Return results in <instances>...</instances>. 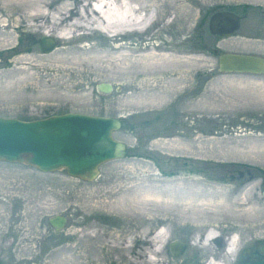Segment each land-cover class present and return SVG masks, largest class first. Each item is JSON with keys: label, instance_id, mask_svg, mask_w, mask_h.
I'll return each instance as SVG.
<instances>
[{"label": "rangeland", "instance_id": "1", "mask_svg": "<svg viewBox=\"0 0 264 264\" xmlns=\"http://www.w3.org/2000/svg\"><path fill=\"white\" fill-rule=\"evenodd\" d=\"M150 1L147 13L153 14L157 9L159 21L149 29L147 37L152 36L149 35L150 32L155 33L161 25L166 24L158 33L159 39L153 42L164 40V46L172 51V43L178 41L179 53L185 61L180 84L171 88L175 91L167 100L169 106H165L167 102H159L156 108L149 105L129 107V94L123 92L119 80L111 77L112 69L102 70L94 65L77 64L73 66L72 74L65 71L59 77L65 82H82L86 85L83 89H20V85L12 83L1 72L7 63L12 68L20 65L31 73L36 71L30 63L16 62L29 56V53L21 51L30 33L27 29L14 32L12 43L0 45L2 117L33 120L68 111L113 116L121 120V125L118 130H114L113 136L124 141L127 148L126 155L121 159L104 162L99 167V176L90 182L71 177L64 170L45 173L32 165L0 161V170L4 172L24 170L25 214L30 216V222L25 223L28 227L24 232V247L16 253L15 264H148V259L154 264L159 260H164L163 264H206L208 259L222 256L227 260L226 264H232L249 245L253 244L259 249L264 242V198L260 193L264 186V108H251V104L243 101L250 99L245 97V93H241L245 85L225 82L224 79L228 76L217 72L218 57L212 49L227 52L231 48L245 49L246 45L243 41H236L238 37H216L207 30V19L218 9L223 10L239 1H251L252 7L257 3L264 6V0ZM82 2L84 4L90 0ZM2 5L3 1L0 0V6ZM164 18L165 21L162 22ZM74 19L71 17V20ZM0 20L2 24L7 22L6 10L0 9ZM85 31L87 33L84 32L86 34L82 39H72L65 46L73 50L89 45L111 50V46L120 41L132 44L143 42L142 36L137 32L114 42L109 37L110 32L103 34L100 29ZM78 33L81 34L82 31L77 29L74 35ZM49 36L55 45L45 53H51L58 46L65 47L60 45L56 36ZM38 70L45 72L40 68ZM51 74L57 77L60 73L52 71ZM172 78L170 76L166 80ZM98 82H109L112 89L103 93L95 88ZM190 86H195V94L190 97L184 95L183 98L180 97V101H175L178 96L176 94ZM166 87L161 85L158 90ZM142 96L144 99L149 97ZM172 104L178 112L183 109L189 112L188 109L193 105L198 108L196 112L200 117L196 124L201 129V134L198 135L200 141L193 146H179L181 141L172 142L174 140L165 146L163 141L168 134L180 135L190 129L189 121L182 116L168 113L174 119L167 120L166 116L156 119L158 115H165L164 110ZM215 112L229 115L219 118L214 116ZM242 113L249 115L248 123H240L236 119L232 121L234 116ZM260 114L263 116H259ZM179 122L181 123L178 124ZM208 135L213 137L211 141L205 140ZM176 150L202 152L200 158L193 159L196 161L193 166L202 170L191 174L182 169L171 175L159 173L156 165L162 168L178 165L180 159L172 158L174 154L168 153ZM135 154L140 158H135ZM236 170L243 173L249 170L252 175L245 173L239 183L240 179L231 178L237 174ZM167 177L181 178L178 184L175 183L176 187L180 183L186 191L194 189L195 196H175L169 202L165 201V197L154 200L149 198V188L154 185L163 187ZM220 191L227 194V202L238 209L240 216L229 215L224 206L220 205L221 197L217 195ZM120 197L125 203L124 211L117 210L114 206V202ZM55 213L67 216L63 229L57 232H53V228L47 223L48 218ZM33 217L36 224H40V231H36L32 237ZM210 226L218 232V237L213 241L209 240V243L204 241L203 235ZM157 228L167 229L169 234L161 251H157L153 243V237L159 230ZM231 233L237 235L240 243L234 255L228 258L223 250ZM177 238L187 243L184 255L181 253L174 256L168 248L170 241Z\"/></svg>", "mask_w": 264, "mask_h": 264}, {"label": "bare ground", "instance_id": "2", "mask_svg": "<svg viewBox=\"0 0 264 264\" xmlns=\"http://www.w3.org/2000/svg\"><path fill=\"white\" fill-rule=\"evenodd\" d=\"M2 1L3 5L0 6V9L6 10L8 20L3 24L1 22L2 20H0V45L4 46L12 43L14 32L19 33L22 29H27L30 33L29 38L25 40L27 43L22 46L21 51L22 53H29V56L22 57L16 62H20V64H22V62L30 63L36 71L31 73V71L29 72V70L26 68L24 69V67L20 65H16L12 68L9 67L7 63L1 72L4 77L10 78L12 83L20 85V89L23 87L29 89L48 88L53 91L59 89L72 90L78 89V87L83 89L86 85L82 84V82H65L59 77L65 71H67L68 74H72L74 72L73 66L77 64L84 66L94 65L96 68H102V70L112 69L113 74H111V77L116 81L119 80L123 92L129 94V107L149 105L156 108L159 102H162L161 104L167 102L171 96L170 94L175 91V89L171 88L181 82V71L185 65L183 64L185 61L183 60L182 54L179 53L180 48L178 41L172 43V51L164 46V40L161 42H153V40L159 39L158 33L164 29L166 24L161 25L157 32H150L149 35L152 36L147 37L146 35L147 32L150 31L149 29L159 21L157 9L154 10L153 14L147 13L149 11L148 7L150 6L148 1L150 0H94L93 3L87 2L84 4L82 2L83 0H79V2L76 1L75 3L72 2L73 4L70 3V1L68 2V0L63 2L62 0ZM79 3L82 4L79 6ZM142 13L143 15H148L147 17L149 19L145 26H143L144 28L137 27L138 23H135L140 19ZM71 17L75 19L71 20ZM164 21L165 18L162 22ZM11 28L12 30H10ZM77 29H80L82 33L74 35ZM89 29L90 32L91 30L100 29L103 34L105 32H110L109 37L114 40V42L123 39V36L137 32L139 33L138 35L142 36L143 42L140 41L137 44H132L131 42L122 43L120 41L117 42L116 45L111 46V50L107 49V47L102 49L93 48L90 45L83 49L76 48L73 50L65 46V44H67L68 41L71 42L72 39H82L87 33L85 30ZM44 35L56 36L60 41V45L65 47L58 46L57 48L55 47L51 53H45V51L39 49V41L37 40ZM49 39L53 40L51 37ZM41 51L45 54L40 53ZM37 68L43 69L45 72L41 73ZM50 71L54 73L57 71L60 74L54 77ZM170 76L173 78L166 80ZM161 85L167 87L163 90H158ZM142 95H147L149 97L144 99ZM257 96L264 99V92L259 93ZM168 103L169 101L165 106ZM203 134L207 135L204 132ZM207 137H205L207 141H211L213 138L212 136L209 138ZM197 139H199V137ZM173 140L181 141L178 138ZM213 141L215 140L213 139ZM163 142L165 146L170 143L167 139ZM180 180L181 178L179 179V177H174L172 179H168L167 177L163 187L158 188L156 185L150 187L147 196L152 198V200L165 197L167 198L165 200L167 202L175 196L182 198H185V196L186 198L194 197L196 193L194 189H188V191H186L185 187L180 183L176 187L175 183L178 184ZM217 195L221 197L220 205L224 206V209L229 215H234L235 217L239 215V212H237L238 209L236 210L232 206L233 204L231 205L227 202V194L225 192L220 191ZM137 196L139 197L140 194ZM114 206L117 210L124 211L125 203L123 198L120 197L116 199ZM168 235L167 229L165 230L164 228L156 232L153 237V243L155 246L158 245L155 248L157 251L163 250L162 248L167 243ZM238 243H240L238 238L233 236V239H231L230 242L228 241L225 245L223 250L224 255L228 256V258H230L232 254L234 255L239 248ZM226 261L227 260L222 256L218 259L210 258L207 260L206 264H226ZM67 262L69 263V261ZM164 262V260H159L155 264H163ZM148 264L154 263L148 259Z\"/></svg>", "mask_w": 264, "mask_h": 264}, {"label": "water", "instance_id": "3", "mask_svg": "<svg viewBox=\"0 0 264 264\" xmlns=\"http://www.w3.org/2000/svg\"><path fill=\"white\" fill-rule=\"evenodd\" d=\"M207 22L209 32L223 37L234 32L240 24L239 15L229 10L211 13ZM37 40L42 51H51L55 45L48 35ZM219 52L218 71H264L263 56ZM95 88L103 93L112 89L109 82H98ZM120 125L121 120L113 116L80 111L50 114L33 120L0 115V160L32 165L45 173L64 170L76 179L92 181L99 176V167L104 162L126 155L125 142L113 136ZM260 193L264 198V186ZM66 220V215L55 213L49 217L48 223L53 232H57L63 229ZM186 245L185 241L177 238L170 241L168 248L174 256H178L186 251ZM232 264H264V242L255 250L249 245Z\"/></svg>", "mask_w": 264, "mask_h": 264}, {"label": "flooded vegetation", "instance_id": "4", "mask_svg": "<svg viewBox=\"0 0 264 264\" xmlns=\"http://www.w3.org/2000/svg\"><path fill=\"white\" fill-rule=\"evenodd\" d=\"M253 3L251 1L242 2L239 1L235 5H230L229 7L223 9L225 11L229 10L235 13L236 15H239L240 24L239 27L232 33L228 34V36L223 37L222 35H214L216 37L221 38H228V37H238L236 41H243V43L246 45V48L244 49H229V51H233L234 53L242 52L244 54H254V56H263L264 57V6L257 3L255 6H253ZM254 8V9H253ZM221 10V9H218ZM217 12V11H216ZM213 50H216L215 52ZM212 51L217 54V57L219 55L218 49H212ZM227 51V52H229ZM218 74H225L228 77L224 79L225 82H235L239 84H244L245 87L243 88V92L245 93L246 98L250 99H243V101L251 104V108L257 106L258 108H264V99L259 98L257 95L261 92H264V71L256 72L255 70L250 71H224L220 70L218 71ZM196 90L195 86H190V88H187L186 90L180 92L179 94H176L175 101H180V97H190L193 96ZM239 93V92H238ZM239 93V95L241 94ZM175 95V94H174ZM173 95V96H174ZM172 96V97H173ZM175 97V96H174ZM243 97V96H242ZM240 97V98H242ZM244 97V98H245ZM252 97V98H251ZM239 98V99H240ZM173 99V98H172ZM173 103V102H170ZM169 104V103H168ZM166 106H169V105ZM174 104H172L168 109H165L166 112L165 115H158L156 118L157 120L161 118L162 116H166V119H174L170 118L168 113L173 116H182L183 119L186 118V120L189 121L188 125L190 129L183 131V133L180 135H176L175 133L168 134L166 136L167 141H172L175 138H178L181 140V143H179V146H189L194 145L196 142H199L197 139L200 134V128L198 127V124H196L197 118L200 117V114H198L196 111L198 108H196L195 105L193 107L189 108V112H185V109L181 111H176L174 108ZM185 112V113H184ZM164 114V113H163ZM224 115H229L227 113H216L214 116L222 118ZM263 116V115H259ZM237 120V122H249L248 119H250L249 115L247 114H241L236 115L233 117V120ZM240 120V121H238ZM171 122V121H170ZM258 122V121H257ZM179 122L178 124H180ZM197 134V135H196ZM199 135V136H198ZM214 135V134H213ZM211 137L210 135H208ZM166 138L164 140H166ZM175 142V141H172ZM171 143V142H170ZM170 154H174L172 158H178L180 159V162L177 163L178 165L173 167H159L155 166L159 173H168V175L176 173V171L181 170L188 172V174L194 173V172H200L202 169L199 167L193 166L196 162L193 160L194 158H200V151L193 150V151H187L183 150V152L179 151H173L168 152ZM167 153V154H168ZM135 158H140V156L133 155ZM144 157V156H143ZM147 158V157H145ZM170 158L167 156V160ZM114 160V159H112ZM119 160V159H117ZM4 161V160H0ZM175 161L172 160L173 164ZM181 165L182 167H179ZM136 169V167H133ZM205 169V168H204ZM23 169L21 171H8L0 170V264H15V261L17 258L16 253L19 252L23 247V243L25 242V229L28 227L25 225V223L30 222V216L25 214L26 211V204H25V194H24V177H23ZM236 173L231 178L233 180L240 179L239 183L243 180L242 178L245 176V173L248 175H252V173H249V170H246L244 173L236 170ZM90 182V181H87ZM49 221V218H48ZM47 221V223H48ZM49 224V223H48ZM32 232L31 236L33 237L36 231H40V224L35 222V218L33 217L32 222ZM50 225V224H49ZM51 226V225H50ZM31 227V226H29ZM52 228V227H51ZM253 250L256 248L252 244Z\"/></svg>", "mask_w": 264, "mask_h": 264}]
</instances>
